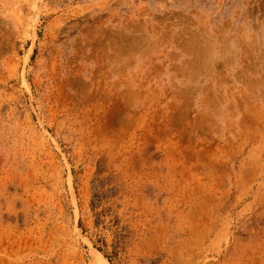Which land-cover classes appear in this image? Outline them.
Here are the masks:
<instances>
[{
  "label": "rangeland",
  "instance_id": "1",
  "mask_svg": "<svg viewBox=\"0 0 264 264\" xmlns=\"http://www.w3.org/2000/svg\"><path fill=\"white\" fill-rule=\"evenodd\" d=\"M0 264H264V0H0Z\"/></svg>",
  "mask_w": 264,
  "mask_h": 264
}]
</instances>
